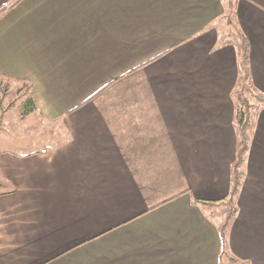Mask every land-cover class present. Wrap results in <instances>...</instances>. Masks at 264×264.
Segmentation results:
<instances>
[{
    "label": "crops",
    "instance_id": "crops-1",
    "mask_svg": "<svg viewBox=\"0 0 264 264\" xmlns=\"http://www.w3.org/2000/svg\"><path fill=\"white\" fill-rule=\"evenodd\" d=\"M246 42L264 94V0H0V124L29 131L0 264H264V106L225 245L198 202L230 194Z\"/></svg>",
    "mask_w": 264,
    "mask_h": 264
},
{
    "label": "trees",
    "instance_id": "trees-1",
    "mask_svg": "<svg viewBox=\"0 0 264 264\" xmlns=\"http://www.w3.org/2000/svg\"><path fill=\"white\" fill-rule=\"evenodd\" d=\"M241 67L245 73V79L239 83L237 90V125H238V147L236 160L232 166V183L230 194L227 198L215 201L198 200L203 205H216L221 208L224 220L221 226V239L223 245L226 242L227 231L238 213L237 200L245 177L244 164L249 153L252 139V113L264 106V94L259 92L252 84L248 74V46L244 51ZM235 263L238 261L232 260Z\"/></svg>",
    "mask_w": 264,
    "mask_h": 264
},
{
    "label": "rangeland",
    "instance_id": "rangeland-1",
    "mask_svg": "<svg viewBox=\"0 0 264 264\" xmlns=\"http://www.w3.org/2000/svg\"><path fill=\"white\" fill-rule=\"evenodd\" d=\"M9 89H11V92L12 93H13V90L14 91H18V89L14 85L12 87H11V85H9ZM13 96L14 95L10 93V96H9L10 98H8V99L9 100L11 99L13 101ZM15 102H17V101H14V104H15ZM14 112H17V110H15ZM14 116H15L16 120L18 121L19 120V117L17 116V114L14 115ZM14 116H12V117H14ZM254 121H255L254 120V113H252V122H253V125L255 123ZM27 124H28V121H25V120L24 121L22 120L21 123H20V125H16L17 127L16 126L15 127L9 126V125L4 124V123L2 125L0 124V126L4 129V130L1 129V131H0V150H3V149L8 150V151H14V149H17L18 150L19 148L16 147V146H14V143H10V144H7V143L10 140H13L14 141V139H16L15 138L16 133L17 134L19 133L22 136L23 135H27V133H29V131L27 130ZM58 138H60V137L55 136V137H53V140L54 139H58ZM219 209H220V212H221V208L220 207H219ZM221 217H223V220H224V216H221Z\"/></svg>",
    "mask_w": 264,
    "mask_h": 264
}]
</instances>
